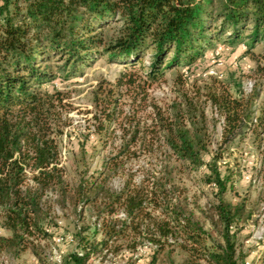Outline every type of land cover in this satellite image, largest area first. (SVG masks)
<instances>
[{
    "label": "trees",
    "instance_id": "trees-1",
    "mask_svg": "<svg viewBox=\"0 0 264 264\" xmlns=\"http://www.w3.org/2000/svg\"><path fill=\"white\" fill-rule=\"evenodd\" d=\"M222 39L264 60V0H0V252L17 257L31 251L45 264L43 242L64 230L58 206L65 217L70 210L75 216V249L59 264L102 263L110 255L139 264L134 256L146 241L153 246L148 264H176L174 252L185 256L182 264H264V250L249 261L240 243L255 203L235 186L245 146L264 171V79L247 93L238 88L233 94L224 84L207 92L222 119L215 149L203 102L182 93L166 107L154 102L151 124L135 117L112 124L121 114L103 110L105 122L93 124L91 151L88 134L73 152V178L64 160L68 104L57 77L69 79L100 56L132 69L142 65L147 81L156 82L174 66L203 58ZM124 75L128 85L136 82L133 72ZM112 136L120 144H110ZM109 145L113 154L91 169L88 157ZM161 151L158 175L135 183L131 172L120 190L110 185L125 173L120 158ZM201 168L213 196L211 231L181 187L185 173Z\"/></svg>",
    "mask_w": 264,
    "mask_h": 264
},
{
    "label": "rangeland",
    "instance_id": "rangeland-1",
    "mask_svg": "<svg viewBox=\"0 0 264 264\" xmlns=\"http://www.w3.org/2000/svg\"><path fill=\"white\" fill-rule=\"evenodd\" d=\"M215 48L208 49L205 56L190 66H174L166 71L163 79L156 82H148L146 75L139 68L132 69L119 61L100 57L91 67L84 68L82 72L69 79L62 75L54 81L55 86L67 94V107L63 111L64 124H69L68 137L63 140L64 160L69 170V178H73L72 168L73 152L77 151L79 142L84 136L90 134L88 150L91 151L97 135L93 132V124H99L100 120L105 122L102 111H119L121 114L119 124L125 117H135L142 124H151L154 108L153 103L166 107L172 101L179 99L180 94L187 93L189 96L198 97L203 102L209 124L212 125V148L217 147L222 135V119L216 113L212 103L206 99L207 92L216 90L221 85L229 87L233 94L240 88L249 92L254 84L261 82L263 78L264 60L245 54L244 45H232L225 42V39L217 41ZM262 46H258L256 52H260ZM146 64V63H145ZM214 71L218 75L211 74ZM133 72L136 82L128 85L129 75ZM179 76H185L184 83H181ZM123 78V79H122ZM123 84H120L121 82ZM252 84V86L250 85ZM264 101V87L259 99V106ZM116 134H119L117 132ZM110 144L118 145L121 140L117 137H110ZM110 145L100 151L92 153L87 159L91 169L100 165L103 157H110L113 154ZM245 154L242 159L243 172L238 179L235 177V186L243 195H248L255 203L254 216L240 234V243L246 253H249V261L260 257L264 250V171L262 173L261 161L258 154L248 146L244 147ZM164 152L161 151L155 157L140 153L137 157L120 158L124 160L125 173L113 177L110 185L115 190H120L126 178L134 174L133 180L139 183L144 177L158 175L161 163L164 159ZM208 159V157H207ZM232 159L226 158V161ZM264 169V168H263ZM204 168L191 173H185L181 182L183 194L188 198L190 208L195 216L202 222L206 230L211 231L208 217L211 215L210 204L213 196L208 185L204 182ZM258 203V204H257ZM81 207H79V210ZM86 209L84 218L86 222L91 220V214ZM56 215L64 230L49 242H43L46 248V263L59 264V259L73 249L75 243L72 234L75 228V216L71 210L67 217L64 212L56 206ZM67 214V213H66ZM120 217H124L120 212ZM257 220L255 222L254 220ZM152 244L148 241L139 248L134 258L139 264H148V257ZM127 254V253H126ZM110 255L108 260L100 262V259H93L89 264H125L126 260L121 255L114 257ZM176 264H182L184 255L178 252L173 253ZM164 259V258H163ZM163 263V262H162ZM0 264H43L31 251H25L19 256H13L6 252H0ZM168 264V262L166 263ZM207 264V263H205ZM248 264V263H247Z\"/></svg>",
    "mask_w": 264,
    "mask_h": 264
},
{
    "label": "built area",
    "instance_id": "built-area-1",
    "mask_svg": "<svg viewBox=\"0 0 264 264\" xmlns=\"http://www.w3.org/2000/svg\"><path fill=\"white\" fill-rule=\"evenodd\" d=\"M211 74H215L218 75L217 73H215L214 71L211 72ZM252 86V84H250ZM59 262L61 261L60 259L58 260Z\"/></svg>",
    "mask_w": 264,
    "mask_h": 264
}]
</instances>
